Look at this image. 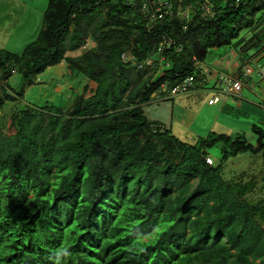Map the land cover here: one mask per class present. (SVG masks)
Segmentation results:
<instances>
[{
    "label": "trees",
    "instance_id": "obj_1",
    "mask_svg": "<svg viewBox=\"0 0 264 264\" xmlns=\"http://www.w3.org/2000/svg\"><path fill=\"white\" fill-rule=\"evenodd\" d=\"M207 1L213 16L149 30L143 0H49L37 40L21 55L0 51V112L23 98L9 85L15 73L30 86L66 62L96 85L66 112L19 111L12 135L0 123V264H264V202L248 199L256 180L235 184L223 171L230 158L264 151V129L252 126L255 146L219 134L199 147L143 110L162 85L200 75L193 56L203 62L244 31H256L248 45L264 44V0ZM165 36L176 45L160 54ZM89 39L95 47L68 55ZM218 145L223 163L210 164L205 149Z\"/></svg>",
    "mask_w": 264,
    "mask_h": 264
},
{
    "label": "rangeland",
    "instance_id": "obj_2",
    "mask_svg": "<svg viewBox=\"0 0 264 264\" xmlns=\"http://www.w3.org/2000/svg\"><path fill=\"white\" fill-rule=\"evenodd\" d=\"M48 2L49 0H0V51L6 50L21 55L29 44L37 40L43 27V15ZM245 33L247 31H244L242 35ZM93 47H95V43L89 39L83 48L68 55L75 58L81 57L83 53ZM236 55L234 48L230 46L209 50L205 60L201 62L200 68L204 71L208 68L209 73L216 74L215 78L209 76L210 87L213 86V82L220 74H230L233 71L234 63H240V59L236 58ZM158 64L160 65V63ZM165 66L166 62L162 61L159 77ZM251 66L256 71L252 75L253 82L249 78L242 79L244 85L242 97L240 99L229 98L228 111H223V102L215 106L208 105L209 99L214 95V91L211 90L196 95L181 94L172 100L164 101L160 100L159 92L155 93L150 103L144 106V114L150 121L162 123L173 136L188 145L200 147L203 139L226 134L233 138L237 135H245L247 141L255 146L257 135L253 133L252 125L264 129V109L260 110L255 107L252 108V111H247V108L252 106L243 99H249L257 105L260 103L258 97L255 96L257 87L254 86V83L264 77L258 73V68L254 64ZM159 77L155 79V82L160 79ZM36 79L31 87L18 73H15L9 81L11 89L16 93L24 92L21 100L7 102L0 112L1 126L9 135L15 133L14 129H9L10 118L19 111L29 107L40 109L45 105H53L62 107L66 112L71 109L79 96L89 97L96 88V85L83 75L71 73L66 62L61 67L50 68ZM86 87L88 90L85 92ZM242 102L244 109H239V104ZM191 113L194 119L190 123L189 115ZM205 152L213 158L215 165L223 163L220 145L209 147L205 149ZM223 165L225 177L230 182L247 183L252 178L255 179L257 185L248 199L250 203L264 202V151L257 156L239 154L224 162Z\"/></svg>",
    "mask_w": 264,
    "mask_h": 264
},
{
    "label": "built area",
    "instance_id": "obj_3",
    "mask_svg": "<svg viewBox=\"0 0 264 264\" xmlns=\"http://www.w3.org/2000/svg\"><path fill=\"white\" fill-rule=\"evenodd\" d=\"M178 5L175 8L169 4V0H143V12L145 13V20L147 21V27L149 30L162 25L165 20L180 19L186 23L191 22L197 15L203 17L213 16L214 6L207 0L199 1L195 5H185L183 0H177ZM186 29L187 25L184 24ZM172 45H176V42L170 38L164 37V41L159 45L158 52L162 54L165 48H169ZM178 52L182 51L181 46H175ZM122 60L125 63H134V56L130 52H125L122 55ZM195 67L200 70V75H192L182 81L174 88H169L167 84L162 85L159 95L164 93L165 98H174L181 94L191 93L198 91L205 87L204 74L200 68L201 62L196 56L192 57ZM164 58L160 59V66ZM155 64L154 59H150L146 62L147 66H153ZM209 73L208 71H206ZM264 77V71L261 72ZM243 83L240 79L220 74L215 80V96L209 100V105H216L222 102L224 98H240L243 92Z\"/></svg>",
    "mask_w": 264,
    "mask_h": 264
},
{
    "label": "crops",
    "instance_id": "obj_4",
    "mask_svg": "<svg viewBox=\"0 0 264 264\" xmlns=\"http://www.w3.org/2000/svg\"><path fill=\"white\" fill-rule=\"evenodd\" d=\"M254 34H256V31L253 30L252 32H247L245 34H241L240 39L241 40L239 43V40L235 41V44L230 46L232 48H234L235 52H236V58L238 57L240 60V63H234L233 66V71L230 74H227V76H232L235 78H238L242 81L243 78H249V80H252V75H254V73L256 72L255 69L251 66L252 64H254L257 68H258V73L261 74L262 71H264V44H261V46L259 47H255L253 46V44L248 45V39H250ZM245 39V40H244ZM237 43V44H236ZM235 57V53L233 55ZM65 62L61 63L60 65H58L57 67H61L63 66ZM50 69V68H49ZM47 69V70H49ZM46 70V71H47ZM203 71L204 74V82H205V87L198 90V91H194L191 93H187V94H199L201 92H205V91H214V95L213 98L215 96V81L213 82V86L210 87L209 83H210V78L209 76H213V78H215L216 74H211V73H207L206 71L209 72L208 68ZM72 73V72H71ZM208 75H207V74ZM240 76V77H239ZM264 78L258 79L257 82L254 83V86H256V92H255V96L258 97L257 99H259L260 103L257 105L255 104L253 101L249 100V99H243V101H246L250 106L252 107H248L247 111H252V108H259L260 110L264 109ZM37 79L34 80V82H36ZM216 80V79H215ZM243 83V82H242ZM243 91H244V87H243ZM243 94V92H242ZM242 94L240 97H242ZM211 98V99H213ZM209 99V100H211ZM240 99V98H238ZM229 98H224L223 102V111H228L230 104H229ZM209 102V101H208ZM220 102V103H222ZM219 104V103H218ZM209 105V104H208ZM217 105V104H216ZM209 106H215V105H209ZM239 109H244V103H240L239 104ZM243 115V113L241 114V116ZM191 117V120L194 119L192 116V113L189 115ZM191 126V124H190ZM253 126V125H252ZM262 128V127H261Z\"/></svg>",
    "mask_w": 264,
    "mask_h": 264
},
{
    "label": "clouds",
    "instance_id": "obj_5",
    "mask_svg": "<svg viewBox=\"0 0 264 264\" xmlns=\"http://www.w3.org/2000/svg\"><path fill=\"white\" fill-rule=\"evenodd\" d=\"M33 85V84H32ZM32 85H30V87L32 86ZM24 96V95H23ZM72 108V107H71ZM63 110V109H62ZM207 161L210 163V164H213L214 162V160H213V158L211 157V156H209L208 158H207Z\"/></svg>",
    "mask_w": 264,
    "mask_h": 264
},
{
    "label": "bare ground",
    "instance_id": "obj_6",
    "mask_svg": "<svg viewBox=\"0 0 264 264\" xmlns=\"http://www.w3.org/2000/svg\"><path fill=\"white\" fill-rule=\"evenodd\" d=\"M240 77V76H239Z\"/></svg>",
    "mask_w": 264,
    "mask_h": 264
}]
</instances>
